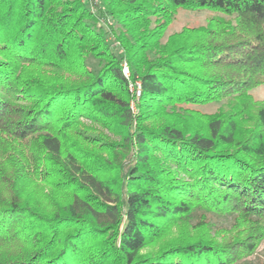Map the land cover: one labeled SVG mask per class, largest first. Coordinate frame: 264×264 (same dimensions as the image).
Wrapping results in <instances>:
<instances>
[{
    "label": "trees",
    "instance_id": "trees-1",
    "mask_svg": "<svg viewBox=\"0 0 264 264\" xmlns=\"http://www.w3.org/2000/svg\"><path fill=\"white\" fill-rule=\"evenodd\" d=\"M90 1L0 0V264H246L264 242V0ZM184 9L214 16L163 42ZM209 214L231 229L210 235Z\"/></svg>",
    "mask_w": 264,
    "mask_h": 264
},
{
    "label": "rangeland",
    "instance_id": "rangeland-1",
    "mask_svg": "<svg viewBox=\"0 0 264 264\" xmlns=\"http://www.w3.org/2000/svg\"><path fill=\"white\" fill-rule=\"evenodd\" d=\"M87 6L96 14H98L97 9L95 7H93L94 5H92L90 0H85ZM214 13L210 12V11H200V12H192L190 10H181L179 12V14L176 16L172 26L169 28V30L167 31L166 35L163 38V42L166 43V41L168 40L169 36L179 33V31L181 32L182 29L184 28H196V27H201V26H205L207 24V21L209 18L213 17ZM101 24L106 25L103 20H101ZM108 26L109 27H115L116 23L115 21H109L108 22ZM111 31L109 30V33ZM109 42L113 45L114 47V51L117 53H120L121 49L120 46L115 42L113 36L111 35V33L109 34L108 37ZM125 63H127V61L124 60ZM123 62V63H124ZM90 65L93 68H97L98 67V62L90 59L89 60ZM252 96L254 97V99L258 100V101H262L264 100V85L259 86L255 89H253L251 91ZM222 104H214V105H210L204 108H201L200 110L202 112H208V113H215L217 111V109L219 107H221ZM88 125H92V127H94L95 129H97L98 131L103 132L104 134L108 135L111 139L113 140H117L119 141L122 137V135H114V133H110L108 132L106 129H104L103 127H101L100 125L97 124H91L90 121H85ZM203 212L202 211H197V213L191 217V219H188L187 221H181V224H177L176 227H174L172 229V232L169 233L167 236H165L159 243H155L153 245H150L145 252L151 253V252H155L157 250H159V248L163 245L166 244L167 242H170L171 240L177 239L178 237H180V228H183L184 226H182L183 224L186 226H191L196 224L198 222L199 219V215H201ZM209 218H210V226H209V233L212 236H216V233L220 230V229H231L232 227V222H233V217L231 215H226V216H217V215H213V214H209ZM189 225H188V224ZM189 226V227H190ZM192 230V226L189 228V230ZM190 230V231H191ZM220 238V237H219ZM241 262H244L246 264H264V242L261 244V246L259 247V250L256 251L255 254H253L252 256H248L246 258H244L243 260H241Z\"/></svg>",
    "mask_w": 264,
    "mask_h": 264
},
{
    "label": "built area",
    "instance_id": "built-area-1",
    "mask_svg": "<svg viewBox=\"0 0 264 264\" xmlns=\"http://www.w3.org/2000/svg\"><path fill=\"white\" fill-rule=\"evenodd\" d=\"M123 74L126 77V79L129 82V91L132 94L133 98L131 101V110L133 113L137 112L136 104L139 101L141 95H142V84L140 80H132L131 79V74H130V69L128 63H123Z\"/></svg>",
    "mask_w": 264,
    "mask_h": 264
}]
</instances>
